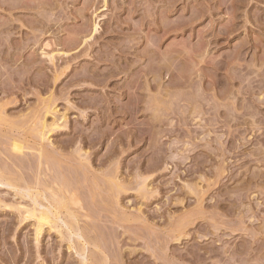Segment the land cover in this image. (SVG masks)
Segmentation results:
<instances>
[{"label": "rangeland", "instance_id": "1", "mask_svg": "<svg viewBox=\"0 0 264 264\" xmlns=\"http://www.w3.org/2000/svg\"><path fill=\"white\" fill-rule=\"evenodd\" d=\"M0 264H264V0H0Z\"/></svg>", "mask_w": 264, "mask_h": 264}, {"label": "bare ground", "instance_id": "2", "mask_svg": "<svg viewBox=\"0 0 264 264\" xmlns=\"http://www.w3.org/2000/svg\"><path fill=\"white\" fill-rule=\"evenodd\" d=\"M39 122V121H38ZM43 125V124H42ZM43 128V127H42ZM40 133V132H39ZM13 150L15 152H18L21 154V152L23 151V145L19 142V141H15L13 142ZM59 199V198H58ZM33 201V200H32ZM36 203V202H35ZM48 203V202H47ZM62 203V201H61ZM34 207V206H33ZM50 207V206H49ZM25 208V207H24ZM35 208V207H34ZM48 209V208H47ZM41 210V211H37V210H29L27 211V218H33L36 220L37 223V236L39 237L44 229L45 226L51 225L52 224V220L53 218L51 217L52 214L49 210ZM54 209V208H53ZM22 210V209H21ZM56 214V213H55ZM54 215V214H53ZM24 217V216H23ZM57 217V216H56ZM54 221V220H53ZM55 226V225H54ZM57 229V228H56Z\"/></svg>", "mask_w": 264, "mask_h": 264}]
</instances>
